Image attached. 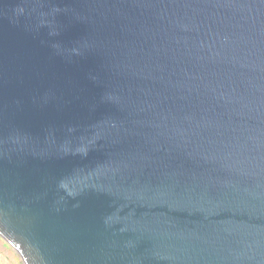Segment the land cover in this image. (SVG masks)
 Returning <instances> with one entry per match:
<instances>
[{"label": "water", "instance_id": "obj_1", "mask_svg": "<svg viewBox=\"0 0 264 264\" xmlns=\"http://www.w3.org/2000/svg\"><path fill=\"white\" fill-rule=\"evenodd\" d=\"M0 238L264 264V0H0Z\"/></svg>", "mask_w": 264, "mask_h": 264}, {"label": "crops", "instance_id": "obj_2", "mask_svg": "<svg viewBox=\"0 0 264 264\" xmlns=\"http://www.w3.org/2000/svg\"><path fill=\"white\" fill-rule=\"evenodd\" d=\"M0 264H22V263L19 258L15 257L14 254L12 253L10 254V252L7 253V251H5V254L0 255Z\"/></svg>", "mask_w": 264, "mask_h": 264}, {"label": "rangeland", "instance_id": "obj_3", "mask_svg": "<svg viewBox=\"0 0 264 264\" xmlns=\"http://www.w3.org/2000/svg\"><path fill=\"white\" fill-rule=\"evenodd\" d=\"M2 240V238H0V255L1 254H5V251L10 252V254H14L15 257L18 258L17 254L12 250V248L10 246H8L6 243Z\"/></svg>", "mask_w": 264, "mask_h": 264}]
</instances>
